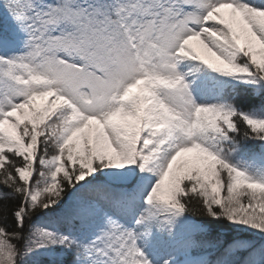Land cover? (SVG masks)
<instances>
[{
	"label": "snow or ice",
	"instance_id": "snow-or-ice-1",
	"mask_svg": "<svg viewBox=\"0 0 264 264\" xmlns=\"http://www.w3.org/2000/svg\"><path fill=\"white\" fill-rule=\"evenodd\" d=\"M3 3L0 264H264V0Z\"/></svg>",
	"mask_w": 264,
	"mask_h": 264
},
{
	"label": "trees",
	"instance_id": "trees-1",
	"mask_svg": "<svg viewBox=\"0 0 264 264\" xmlns=\"http://www.w3.org/2000/svg\"><path fill=\"white\" fill-rule=\"evenodd\" d=\"M12 23H13V21H11L10 14L7 12V10L4 7L3 0H0V28L8 27ZM23 39H24V36H23V34H21V43L20 44H22ZM15 50L16 49H11L10 51H15ZM0 52H3V49H0ZM244 102L245 103H255V104L259 103L258 100L252 101L248 98H246Z\"/></svg>",
	"mask_w": 264,
	"mask_h": 264
},
{
	"label": "rangeland",
	"instance_id": "rangeland-1",
	"mask_svg": "<svg viewBox=\"0 0 264 264\" xmlns=\"http://www.w3.org/2000/svg\"><path fill=\"white\" fill-rule=\"evenodd\" d=\"M20 47V46H19ZM19 47L16 49V51H18Z\"/></svg>",
	"mask_w": 264,
	"mask_h": 264
}]
</instances>
